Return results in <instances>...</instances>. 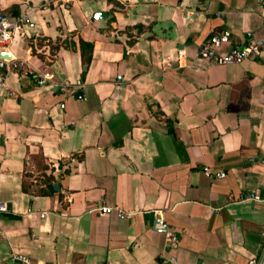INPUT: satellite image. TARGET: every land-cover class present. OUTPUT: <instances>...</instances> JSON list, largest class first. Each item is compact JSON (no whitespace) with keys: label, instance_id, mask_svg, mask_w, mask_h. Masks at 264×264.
Wrapping results in <instances>:
<instances>
[{"label":"crops","instance_id":"obj_1","mask_svg":"<svg viewBox=\"0 0 264 264\" xmlns=\"http://www.w3.org/2000/svg\"><path fill=\"white\" fill-rule=\"evenodd\" d=\"M0 11L27 18L0 50L23 63L0 84V264L264 259V51L228 64L200 54L215 33L231 32L222 52L263 37L264 0H0Z\"/></svg>","mask_w":264,"mask_h":264},{"label":"built area","instance_id":"obj_2","mask_svg":"<svg viewBox=\"0 0 264 264\" xmlns=\"http://www.w3.org/2000/svg\"><path fill=\"white\" fill-rule=\"evenodd\" d=\"M27 20L26 17H17L11 19L7 14L0 11V50H5L9 43L13 40L17 33H23V24ZM231 41V32L224 31L213 34L207 41H205L200 49V54L212 60L218 64H228L242 62L246 59H252L258 57L262 51H264V36L261 38L249 39L243 43L233 44L226 51H219V49L225 44ZM32 50V47H29ZM23 63L10 59L0 54V84L4 85L7 74L16 71H20V66ZM33 75L39 84H44L48 80H51L53 75L49 72L38 73L34 71H27ZM21 73V71H20ZM264 163V157L262 158ZM208 175H216L218 177H224L226 175L223 171L216 173L212 172L209 168L205 169ZM231 200H234V195H230ZM241 199H260L261 196L258 193L242 194ZM8 206L5 202H0V212L7 211ZM100 210L107 212L111 210V207L104 205L100 207ZM119 215L132 216V211H118ZM46 212H42L41 216H45ZM154 228L161 230L165 234V239L170 244H176L178 242V234L176 231L166 222L163 217H158L155 220ZM17 259L21 264H33V262L25 255H17ZM192 264H205V263H192ZM248 264H264L263 258L250 259Z\"/></svg>","mask_w":264,"mask_h":264}]
</instances>
